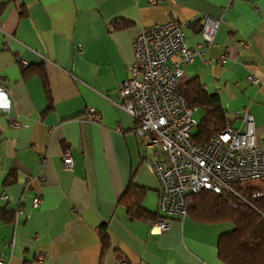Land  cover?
<instances>
[{"label": "crops", "instance_id": "obj_1", "mask_svg": "<svg viewBox=\"0 0 264 264\" xmlns=\"http://www.w3.org/2000/svg\"><path fill=\"white\" fill-rule=\"evenodd\" d=\"M206 15L220 19L210 45L199 30ZM171 18L194 23L185 26L186 45L198 54L182 82L198 78L218 94L241 131L250 113L262 145L264 0H0V86L11 99L10 111H0L3 261L223 264L218 239L231 223L187 215L153 232L158 218L129 211L140 201L159 214L160 181L153 151L140 145L133 118L117 105L119 88L130 76L138 33ZM90 107L99 122L88 119ZM66 150L76 159L73 170L64 166Z\"/></svg>", "mask_w": 264, "mask_h": 264}, {"label": "built area", "instance_id": "obj_2", "mask_svg": "<svg viewBox=\"0 0 264 264\" xmlns=\"http://www.w3.org/2000/svg\"><path fill=\"white\" fill-rule=\"evenodd\" d=\"M219 21L211 15L202 17L199 30L208 45L214 42ZM193 24L171 18L143 27L134 41L135 60L129 66L130 76L119 88L121 101L117 105L133 118L132 131L140 145L153 151L149 161L160 181L161 215L153 223V232L166 231L174 218L187 216L188 196L192 193L203 189L220 192L231 189L235 182L264 184V143H257L255 120L250 113L244 116V131L228 120L225 129L210 141L197 143L192 138L199 108L189 105L179 88L185 69L198 54L197 49L186 45L185 26ZM249 80L256 85L261 82L253 75ZM10 109L9 90L0 86V111L8 113ZM86 112L89 120H101L96 108L90 107ZM62 160L67 170L74 169L76 159L70 151L62 154ZM46 161L45 155L43 163ZM2 197L7 199L8 195L2 193ZM41 202L42 195H38L34 206ZM39 258L43 260L44 256ZM0 264L9 263L0 257ZM113 264L128 262L117 259Z\"/></svg>", "mask_w": 264, "mask_h": 264}, {"label": "trees", "instance_id": "obj_3", "mask_svg": "<svg viewBox=\"0 0 264 264\" xmlns=\"http://www.w3.org/2000/svg\"><path fill=\"white\" fill-rule=\"evenodd\" d=\"M179 93L203 112L192 133L195 142H208L225 129L228 116L219 95L210 94L198 78L182 82ZM259 183L235 182L231 189H203L188 196V215L205 223H232L233 227L218 239L223 264H264V184ZM139 202L129 205L137 218L154 221L161 216L145 211Z\"/></svg>", "mask_w": 264, "mask_h": 264}, {"label": "rangeland", "instance_id": "obj_4", "mask_svg": "<svg viewBox=\"0 0 264 264\" xmlns=\"http://www.w3.org/2000/svg\"><path fill=\"white\" fill-rule=\"evenodd\" d=\"M202 115H201V113H197L196 114V117L198 118V119H200V117H201ZM251 183H254V184H260L258 181H250ZM262 185V184H261ZM229 223H231V222H229ZM232 224V223H231Z\"/></svg>", "mask_w": 264, "mask_h": 264}]
</instances>
